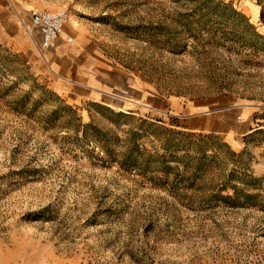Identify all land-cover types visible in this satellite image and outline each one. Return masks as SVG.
<instances>
[{
    "label": "rangeland",
    "instance_id": "1",
    "mask_svg": "<svg viewBox=\"0 0 264 264\" xmlns=\"http://www.w3.org/2000/svg\"><path fill=\"white\" fill-rule=\"evenodd\" d=\"M10 2L0 24L25 17L33 41L0 43V264H264V26L251 8ZM31 11L69 14L72 46L86 37L109 67L108 98L81 101L35 68L57 59ZM229 106L256 129L242 148L185 129Z\"/></svg>",
    "mask_w": 264,
    "mask_h": 264
},
{
    "label": "crops",
    "instance_id": "2",
    "mask_svg": "<svg viewBox=\"0 0 264 264\" xmlns=\"http://www.w3.org/2000/svg\"><path fill=\"white\" fill-rule=\"evenodd\" d=\"M238 3L250 7L252 11L249 17L254 19L257 24L264 26V0H238ZM10 6V0H0V13L4 14V10L9 9ZM10 25V30H8L0 24V43L15 47L18 51L31 49L33 40L27 32L28 26L25 17H20L17 22ZM68 34L66 36L72 38ZM65 39L64 37L56 41L50 51L52 57L57 59L52 68L47 66L46 69L39 61L34 62L35 68L43 74L51 73L57 78H53L57 83L56 86L63 88L60 91L79 98L81 101L95 100L98 102L95 96H99L101 100L108 98L107 91L109 90L105 86L102 76L109 70V67L100 59L99 53L92 52L94 49L91 41L84 36H79L78 43L72 46L73 42L67 44ZM74 87L82 88L83 93L76 92ZM203 111L204 109L198 110L199 114L186 117L191 118L190 125L185 128L186 130L193 133L222 135L227 143H235L238 149L242 148L244 138L256 131L251 116H248L247 111L242 107L229 106L210 115Z\"/></svg>",
    "mask_w": 264,
    "mask_h": 264
},
{
    "label": "built area",
    "instance_id": "3",
    "mask_svg": "<svg viewBox=\"0 0 264 264\" xmlns=\"http://www.w3.org/2000/svg\"><path fill=\"white\" fill-rule=\"evenodd\" d=\"M30 15L32 26L40 36L39 49L41 53L49 51L60 38L65 37L67 44L73 42V38L66 36V29L70 22L67 12L31 11ZM21 22L25 25L23 21ZM29 36L33 38L32 32H29Z\"/></svg>",
    "mask_w": 264,
    "mask_h": 264
}]
</instances>
